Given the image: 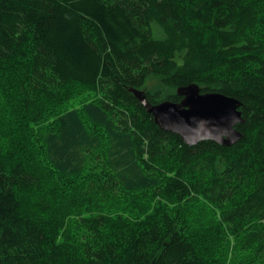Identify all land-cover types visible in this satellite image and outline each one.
Listing matches in <instances>:
<instances>
[{
    "label": "trees",
    "instance_id": "trees-1",
    "mask_svg": "<svg viewBox=\"0 0 264 264\" xmlns=\"http://www.w3.org/2000/svg\"><path fill=\"white\" fill-rule=\"evenodd\" d=\"M192 83L239 140L132 91ZM0 264H264V0H0Z\"/></svg>",
    "mask_w": 264,
    "mask_h": 264
},
{
    "label": "water",
    "instance_id": "water-1",
    "mask_svg": "<svg viewBox=\"0 0 264 264\" xmlns=\"http://www.w3.org/2000/svg\"><path fill=\"white\" fill-rule=\"evenodd\" d=\"M138 99L164 130L179 134L188 145L202 140L231 145L242 137L237 125L244 122L239 99L221 92H202L192 83L178 88L179 102L151 103L145 93L132 89Z\"/></svg>",
    "mask_w": 264,
    "mask_h": 264
}]
</instances>
